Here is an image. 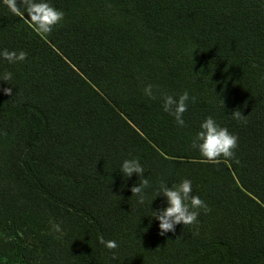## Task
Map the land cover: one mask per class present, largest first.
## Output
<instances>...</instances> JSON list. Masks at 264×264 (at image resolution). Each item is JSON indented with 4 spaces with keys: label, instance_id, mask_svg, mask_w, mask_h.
<instances>
[{
    "label": "trees",
    "instance_id": "obj_1",
    "mask_svg": "<svg viewBox=\"0 0 264 264\" xmlns=\"http://www.w3.org/2000/svg\"><path fill=\"white\" fill-rule=\"evenodd\" d=\"M47 2L45 35L0 0V52L28 54L0 56V264H264V0ZM185 91L180 127L163 97ZM209 116L239 138L218 164L192 147ZM184 179L211 211L162 236L158 186Z\"/></svg>",
    "mask_w": 264,
    "mask_h": 264
},
{
    "label": "clouds",
    "instance_id": "obj_2",
    "mask_svg": "<svg viewBox=\"0 0 264 264\" xmlns=\"http://www.w3.org/2000/svg\"><path fill=\"white\" fill-rule=\"evenodd\" d=\"M4 2L14 14H20L21 9L26 11L27 17L30 18L29 20L35 25L36 31L40 34H50L65 16L63 11L52 7L47 0H4ZM27 55L25 51L17 53L16 51L4 49L0 52V56L9 63L23 62L27 59ZM11 78V73H5L0 80L8 82ZM152 87V85H148L144 89L145 95L155 98ZM3 91L8 96L13 95L11 87L4 88ZM189 101L195 104L196 97H190L187 91L180 95L178 99L167 94L163 97L164 111L173 115L180 127L185 125L183 115L188 110ZM232 117L238 121L247 122V117L239 110L234 111ZM200 129L193 140L192 147L199 150L206 162L218 164L221 157L227 159L234 156L235 149L238 148V136L230 133L226 127H221L211 116L201 123ZM121 173L127 178H131L133 174L140 177L138 185H134L131 192L133 196L137 197V203L143 205L146 200L144 189L150 187V184L148 179L144 178L145 169L140 164L139 159L124 160ZM158 196H163L167 200L166 208L152 211L153 218L159 221V234L162 236L169 232L175 233L177 225L188 226L198 223L200 209H203L205 213L211 211L204 200L198 195H193L192 181L189 179H184L179 184H174L171 187L161 182L156 192V198ZM53 229L56 232H61L58 224H54ZM99 243L109 250H115L119 246L116 241H105L102 236L99 238ZM112 258H117L115 251H113Z\"/></svg>",
    "mask_w": 264,
    "mask_h": 264
}]
</instances>
